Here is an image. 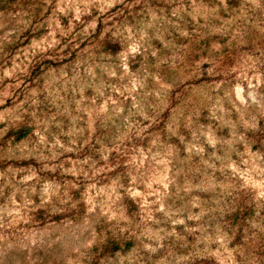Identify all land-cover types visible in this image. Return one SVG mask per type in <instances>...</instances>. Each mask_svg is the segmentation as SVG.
Returning <instances> with one entry per match:
<instances>
[{"label": "rangeland", "instance_id": "obj_1", "mask_svg": "<svg viewBox=\"0 0 264 264\" xmlns=\"http://www.w3.org/2000/svg\"><path fill=\"white\" fill-rule=\"evenodd\" d=\"M0 264H264V0H0Z\"/></svg>", "mask_w": 264, "mask_h": 264}]
</instances>
